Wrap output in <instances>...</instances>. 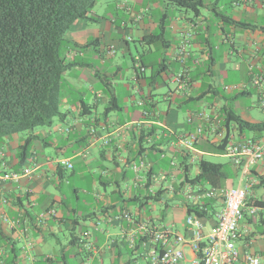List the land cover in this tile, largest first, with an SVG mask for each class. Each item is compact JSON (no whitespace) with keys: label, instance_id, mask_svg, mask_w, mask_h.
<instances>
[{"label":"crops","instance_id":"1","mask_svg":"<svg viewBox=\"0 0 264 264\" xmlns=\"http://www.w3.org/2000/svg\"><path fill=\"white\" fill-rule=\"evenodd\" d=\"M196 1L201 2L198 13L184 8L185 13L182 11L170 15L167 12L160 19L148 12L165 7L175 12L178 6L167 0H156L155 4L152 2L148 5L141 2L138 5L141 7L140 13H134L128 20H120L125 37L118 41L111 39L117 29L115 25L106 24L108 26L101 32L93 33L90 38L84 34L87 31L84 28L86 24L73 25L74 30L69 34L68 41L78 47L67 49L65 57H68L67 62L77 63L72 69L78 72L84 70V73L77 72L76 77L69 70L65 75L62 101L65 116L59 119L55 136L51 131L38 133L47 142H37L30 163L21 167L18 166L15 153L25 138L16 136L7 140L3 147L6 151L3 160L6 168L0 162V171H21L25 167L35 170L32 178H23L19 184L0 179V215H7L13 221L21 219V223L13 229L0 219L1 263L13 257L14 247L18 264H38L45 258L62 262L57 264H154L149 234L135 236L132 243V232L138 224L145 223L151 230L173 228L177 233L189 237L187 206L206 205L210 214L200 219L204 234L207 235L215 226L216 214L225 203L217 191L235 188L233 174H239L242 170L232 163L227 154L214 151V143L219 144L221 139L212 133L211 123L200 138V145L204 149L195 148V155L197 159L200 156L205 158L206 154L226 157L235 172L227 173V164L216 163L222 165L226 178L217 177L197 184L201 186L199 192L192 191L195 195L188 192L193 197L188 196L181 204H173L166 199L175 187L171 185L172 189L164 183L176 182L178 179V192L194 186L186 184L182 187L184 174L170 169V165L163 169L160 164L171 160L178 152L177 147L171 145L173 140L155 149L153 145L160 140L164 130L171 134L172 139L175 135L194 131L196 124L188 125L186 122L187 115L194 111H204L211 114L213 120L220 121L219 132L222 137L229 133L234 143L252 139L254 135L241 133L235 124L227 131L221 118L225 108H230L247 122L264 124V116L252 112V107L246 102L253 92L264 97V83L255 86L252 82L255 75L264 77V0ZM138 2L125 0L127 5L132 3L137 6ZM117 21L119 18L116 17L111 23ZM129 26L137 29L142 46L154 36L151 40L158 43V50L161 49L163 57L156 63V58L148 51V54L145 51L138 53L133 58L132 72L128 77L122 73L120 65L112 62L107 66V63L108 59L113 58L108 54L111 47L116 49L124 45L126 50H130L128 38L132 35V29ZM106 37L109 40L103 46L102 39ZM94 41L89 47H83ZM85 53L90 56V60H85ZM137 62L145 66L144 75L137 69ZM158 68L161 73L157 81L160 82L151 85L145 76L148 78ZM181 73L189 82L187 89H178L176 77ZM169 82L174 84L173 88ZM225 86L238 89L227 91ZM163 87H167V90L161 92ZM140 100L148 102L147 106L145 103L140 106ZM147 107L161 113L160 121L165 128L156 124L157 118L144 116L143 111ZM79 118L80 123H76ZM137 122L142 123L140 128L133 126L131 130L116 131L119 126ZM92 123L101 135L96 140H92L88 134V126ZM71 124L75 126L69 134L61 131ZM142 133L147 134L143 140ZM109 135H112V142L104 145L102 138ZM141 144L143 147H140ZM47 148H53L54 155L46 153ZM71 149L75 151L72 156H62ZM162 149L165 150L167 161L162 160ZM55 158L69 159L73 169L57 168L50 162ZM140 160L149 165V171L141 173V185L135 187L133 183L136 175L129 165ZM78 169L82 173L80 176L85 175L90 179V190L77 187L66 193L62 182L71 175L75 176ZM151 171L152 174L148 175ZM191 175L193 177L195 174ZM222 179H226L225 188ZM115 181L122 182L121 192L113 183ZM149 182L148 190L154 188L156 192L165 191L160 200H144ZM205 184L211 185L215 192H206L202 188ZM242 186L248 189L249 204L264 202V159L256 163L247 175L240 174L237 187ZM262 190L261 195H258L257 192ZM158 204H163V207H158ZM50 207L57 208V217L37 226V216ZM263 210L257 214H260L259 218L250 217L246 212L240 226L241 231L247 230V233L237 242V246L239 242L242 243L238 247L242 254L251 252L260 255L261 264H264ZM123 211L132 212L135 222L113 219V216ZM63 226L70 231V238L65 243L58 238ZM26 227L29 231L24 233ZM50 238L56 240L54 246ZM29 241L33 246L27 253ZM86 242L96 250H88ZM184 251L187 261L184 260L183 264H191L197 254L189 246H185Z\"/></svg>","mask_w":264,"mask_h":264},{"label":"trees","instance_id":"2","mask_svg":"<svg viewBox=\"0 0 264 264\" xmlns=\"http://www.w3.org/2000/svg\"><path fill=\"white\" fill-rule=\"evenodd\" d=\"M167 1L178 7L192 9L197 13L201 5V2L196 0ZM96 3L97 0H0V149H4L7 140L28 132L29 135L19 144L15 153L20 167L30 163L37 142H47L41 134L34 133V130L38 127H51L55 118L60 119L65 116L62 111L65 75L77 63L67 62L62 55V48L78 47L77 44L69 43L67 33L77 21L93 19L90 14ZM151 39L153 40L154 36ZM95 42H89L83 47L87 48ZM160 73V68L155 69L148 78L145 76V79H148L151 85L155 82L159 83L160 80L157 81V78ZM146 104L148 102H145ZM144 110L153 111L151 107ZM221 118L224 121L222 125L227 128V131L232 124H235L241 133H252L254 141L264 136V124L247 122L230 108L223 110ZM187 123L188 125L196 124V128L199 124L196 120ZM164 134L167 135L163 136ZM161 135L160 140L153 145V149L173 140L171 134L166 133L165 130ZM141 137L143 140L147 134L142 133ZM142 140H140L141 143ZM214 144L215 152L226 154L227 147L231 144L230 134L228 133L221 139L219 144L216 142ZM140 147H143L142 144ZM195 148L204 149L200 145V140L195 143ZM160 151L163 156L165 150ZM74 152L71 149L64 156L70 157ZM190 156H192L190 152H176L171 160L162 161L160 164L163 169L170 165V169L184 174L185 180L181 183L182 187L186 184L195 186L199 183H206L217 177L226 178L222 165L208 161L201 156L195 163L190 161ZM163 159L167 161L164 157ZM172 160L176 162L173 168L170 164ZM195 164L197 172L192 177ZM152 171L148 175H151ZM113 183L116 184L118 192H121L122 182ZM149 188L150 182L146 189ZM164 192L160 190L152 195L148 190L144 200H160ZM263 204L264 202L259 201L254 203L257 206ZM186 214L202 219L210 213L206 205H199L187 206ZM12 249L13 257L0 264H18L16 248ZM57 263L62 262L54 258H45L38 264Z\"/></svg>","mask_w":264,"mask_h":264},{"label":"built area","instance_id":"3","mask_svg":"<svg viewBox=\"0 0 264 264\" xmlns=\"http://www.w3.org/2000/svg\"><path fill=\"white\" fill-rule=\"evenodd\" d=\"M115 50L114 47H111L108 54L114 55ZM136 66L139 72H145L146 68L142 64L137 62ZM176 82L178 83V89H187L189 87V82L182 73L177 75ZM252 82L255 86H262L264 83V77L262 75H255ZM231 89H238V87L225 86V90L228 91ZM144 103V100L138 102L140 106H143ZM260 105L264 109L263 98L260 101ZM143 114L144 116L157 118L156 124L165 128L163 122L159 119V111L153 110L148 112L144 110ZM194 120L199 123L195 131L188 135H175L171 143L173 147H177L178 152H190L192 155L190 156V161L192 162L197 160L195 155V143L203 137L205 130L210 123L212 133L219 139H223L219 132L220 121L213 120L211 114L204 111L189 113L187 122H192ZM78 122L80 123V118L78 121L76 120V123ZM73 126L75 125H67L65 128L61 129V131L65 134H69L72 131ZM133 126H136L135 128H140L142 123L137 122L133 125L127 124L119 126L116 131L119 133L122 130H131ZM88 134L91 136L92 140L101 137L93 123L88 126ZM102 141L104 145H109L112 142V135L102 138ZM82 154L85 155V152ZM226 154L235 166L241 168L243 175H247L256 163L264 159V136L255 141L249 139L244 142L232 143L227 147ZM5 157V149H0V162L3 168H6V164L3 161ZM162 157L166 159L165 154ZM50 162L57 168H64L67 170L73 169L72 162L66 158H55L50 160ZM170 164L173 168V166L176 165V162L172 160ZM129 166L136 175V180L133 185L138 187L142 182L141 173L143 171L148 172L149 165L144 160H140L139 162L131 163ZM34 170L35 168L32 167H25L21 171L3 170L0 171V179L3 182L19 184L23 178H32ZM149 191L152 195L157 193L154 188H151ZM220 195L225 199L224 207L216 214V224L207 235L203 232L204 226L199 218L195 216H187L186 224L190 234L189 237L179 234L173 228L169 227L160 230H151L145 223H142L138 224L133 229V234L131 236L132 243L134 242L135 236L149 234L153 245L150 253L154 264H183L185 260V246H189L192 251L197 254L196 259L193 260L191 264H239L241 261H243L244 264H261L260 255L251 252L242 254L237 247V242L245 233H247V230L241 231L240 226L246 212L250 217H256L257 214L264 209V204L262 206L249 204L247 188L235 187L222 189ZM3 202L6 203L7 200L4 199ZM57 214L56 207H50L47 210L42 211L36 218V225L42 226L48 219L57 217ZM0 219L11 229L16 228L21 223V219L13 221L10 220L7 215H0ZM113 219H125L127 222L132 223L135 222V215L132 212L123 211L120 214L113 216ZM28 231L29 229L27 227L23 229L24 233H27ZM32 246L33 243L29 241L25 252L28 253ZM85 246L88 250H96V248L90 243L86 242Z\"/></svg>","mask_w":264,"mask_h":264},{"label":"rangeland","instance_id":"4","mask_svg":"<svg viewBox=\"0 0 264 264\" xmlns=\"http://www.w3.org/2000/svg\"><path fill=\"white\" fill-rule=\"evenodd\" d=\"M156 0H139V2L137 3V6L135 4L129 3V5H127L125 3V0H97V3L92 11V13L90 14V16L94 19H96V21H90V20H83V21H77L75 24L76 26H78L77 24H86L84 26V28L87 30L86 32H84L85 36L88 38H90L93 33L97 32V31H102V29L108 25L106 24H111V25H115L117 27V29L115 28L114 31V35L111 36V39H115L116 41L118 40H123L125 35H123L124 33V27H121V21L120 20H128L129 16H133L134 13H140L139 11H141V7H139L138 5L141 4V2H144L148 5V3H152L155 4ZM153 6V5H152ZM152 6H149V8H152ZM173 9H167L165 8H159V9H153L151 12H148L149 14L153 15L154 17H158V19H160L163 14L165 13H170V15H172L173 13H181L182 11L185 13V9L184 8H180V7H175V12L172 11ZM119 18V21H117V23H111L113 22V18ZM74 27V26H73ZM119 28V30H118ZM130 29H132V35L130 36L129 39V47L130 50H126L124 45L121 46H117L116 50H115V54L112 55L113 58L112 59H108V63L107 66L111 65L112 62H114L117 65H120L122 67V73H124L126 76L129 77V75H131L132 72V66H133V58H135L138 53L142 54L144 53V51L148 54L151 53L155 58H156V63H159L161 58L163 57L162 53L160 52L161 49L158 50V43L153 42L151 39H149V42H147L144 46H142L140 44L139 41V36L140 34L137 32L136 28H132L131 26H129ZM73 28L67 33V38L69 40V34L73 32ZM134 40H132L133 38ZM106 40H109V37H106V39H102V45L104 46ZM72 44V43H71ZM63 52L62 55L65 57L66 53H67V48H62ZM148 51V52H147ZM85 60H90V56L87 55V53H85ZM67 57V56H66ZM65 57V59H67ZM101 61H98V63H100ZM82 71V73H84V70H80ZM80 71L78 72L75 69H71L69 72H71L73 75H76L77 77V72L80 73ZM68 72V73H69ZM125 76V77H126ZM71 78H74V76H71ZM169 85L173 88L174 84L169 82ZM161 92H164L167 90V87H163L161 88ZM264 99V97H260L259 94L257 92H253L252 95L250 97L246 98V102L247 104L252 107L251 111L255 112V113H261V116H264V109L261 107L260 105V101L261 99ZM59 123V119L55 118L54 123L51 127H38L34 130V133H44V132H48L51 131L53 132V136H55V128ZM29 135L28 132L22 133L19 135L20 138H26ZM234 143L233 141H231V144ZM46 153H48L49 155H54V150L53 148H47L45 150ZM64 156V155H62ZM205 159L214 163H219V164H227V167L225 168V171L228 173L230 172H235V169L232 167V165L229 163L228 159L226 157L220 156V155H211V154H206L205 155ZM197 163V162H195ZM231 170V171H229ZM197 172V167L196 164L194 165V170H193V174H195ZM242 172H240L239 174L235 173L233 174L234 177L233 179V183L234 186L237 187L238 185V181H239V176ZM82 175L81 171L76 172V175H71L70 177H68V179H65L62 183H63V187H64V191L67 192H71L73 191L75 188H80L81 190H90L91 187V182L90 179L87 176H80ZM222 183H223V187L225 188L226 184V179H222ZM165 186L167 185V187H172L174 188V190L170 191V193L167 194L166 199L170 200L169 202L171 203H175V204H181L183 201H186V199L189 197H193L192 195H195L193 192L197 193L199 192L201 186L200 185H195L194 187H187L186 189H184L183 191H179L178 192V179L176 182H165L164 183ZM171 187V188H172ZM172 188V189H173ZM206 190V192L208 193H213L215 192L214 188L209 185V184H205L204 187H202ZM242 188H245V186H242ZM223 188L219 189L217 191V194H220ZM100 190L103 192V189L100 188ZM176 191V192H175ZM193 191V192H192ZM188 192H192V195ZM262 191H258V195H261ZM158 207L162 208L163 204H158ZM260 215V214H259ZM259 215H257V218H259ZM263 215H264V210H263ZM58 238L62 243H65L67 241L68 238H70V231L65 228L64 226L62 227V231H60V233L58 234ZM50 243L52 244V246H54L56 244V240L54 238H50ZM242 243L239 242L238 246H241ZM60 247V246H59ZM185 260L186 256H185Z\"/></svg>","mask_w":264,"mask_h":264}]
</instances>
